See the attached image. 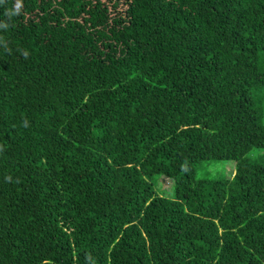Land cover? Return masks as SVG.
<instances>
[{
	"label": "trees",
	"instance_id": "trees-1",
	"mask_svg": "<svg viewBox=\"0 0 264 264\" xmlns=\"http://www.w3.org/2000/svg\"><path fill=\"white\" fill-rule=\"evenodd\" d=\"M20 2L0 264H264V0ZM210 160L236 171L199 178Z\"/></svg>",
	"mask_w": 264,
	"mask_h": 264
},
{
	"label": "rangeland",
	"instance_id": "rangeland-1",
	"mask_svg": "<svg viewBox=\"0 0 264 264\" xmlns=\"http://www.w3.org/2000/svg\"><path fill=\"white\" fill-rule=\"evenodd\" d=\"M119 6V12L126 11L125 2L122 1ZM261 65L264 67V53L260 59ZM263 96H264V92ZM236 171V162L232 160H210L204 161L199 165L197 176L205 179H224L231 178V175Z\"/></svg>",
	"mask_w": 264,
	"mask_h": 264
},
{
	"label": "clouds",
	"instance_id": "clouds-1",
	"mask_svg": "<svg viewBox=\"0 0 264 264\" xmlns=\"http://www.w3.org/2000/svg\"><path fill=\"white\" fill-rule=\"evenodd\" d=\"M22 8V3L20 2V0H17V3L15 5V12L13 13V15H18L20 12V9ZM7 179H11V177H8Z\"/></svg>",
	"mask_w": 264,
	"mask_h": 264
}]
</instances>
